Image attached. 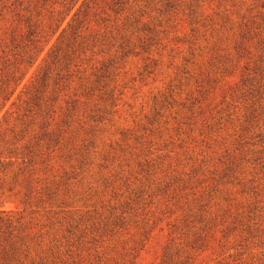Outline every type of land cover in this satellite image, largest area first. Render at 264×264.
I'll return each instance as SVG.
<instances>
[{"label": "rangeland", "instance_id": "obj_1", "mask_svg": "<svg viewBox=\"0 0 264 264\" xmlns=\"http://www.w3.org/2000/svg\"><path fill=\"white\" fill-rule=\"evenodd\" d=\"M0 160L18 264H264V0H0Z\"/></svg>", "mask_w": 264, "mask_h": 264}, {"label": "trees", "instance_id": "obj_2", "mask_svg": "<svg viewBox=\"0 0 264 264\" xmlns=\"http://www.w3.org/2000/svg\"><path fill=\"white\" fill-rule=\"evenodd\" d=\"M0 165L3 162L0 160ZM0 264H18L23 256L27 255V246L19 227L14 222L18 219L12 217L6 209L0 208Z\"/></svg>", "mask_w": 264, "mask_h": 264}]
</instances>
